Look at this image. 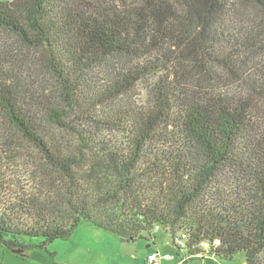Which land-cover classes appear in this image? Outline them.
I'll return each mask as SVG.
<instances>
[{
	"label": "trees",
	"instance_id": "trees-1",
	"mask_svg": "<svg viewBox=\"0 0 264 264\" xmlns=\"http://www.w3.org/2000/svg\"><path fill=\"white\" fill-rule=\"evenodd\" d=\"M0 31L6 250L86 220L264 264V0H0Z\"/></svg>",
	"mask_w": 264,
	"mask_h": 264
},
{
	"label": "rangeland",
	"instance_id": "rangeland-1",
	"mask_svg": "<svg viewBox=\"0 0 264 264\" xmlns=\"http://www.w3.org/2000/svg\"><path fill=\"white\" fill-rule=\"evenodd\" d=\"M250 14L253 15L254 12ZM0 45L13 51L20 50L17 40L1 31ZM33 67L38 76L50 78L38 62L35 52L31 68ZM50 80L49 84L54 85L52 79ZM136 98L138 101L144 100V93L139 92ZM0 122V132L4 134L6 122L1 117ZM152 234L154 242L149 240L148 236L121 242L115 234L95 227L89 221L81 220L68 238L56 239L47 243L45 248H33L24 257L6 250L0 244V264H152L146 261L151 252L170 256L169 260L158 263L180 264V259L187 253L177 250L167 229L160 227L153 230ZM40 240L41 238L31 239L32 243H38ZM185 264H245V258L243 253H237L229 259L206 255L203 258L188 259Z\"/></svg>",
	"mask_w": 264,
	"mask_h": 264
},
{
	"label": "built area",
	"instance_id": "built-area-1",
	"mask_svg": "<svg viewBox=\"0 0 264 264\" xmlns=\"http://www.w3.org/2000/svg\"><path fill=\"white\" fill-rule=\"evenodd\" d=\"M170 256L168 254H160L159 252H153L148 256L149 263L155 264L162 260H169ZM159 264V263H158Z\"/></svg>",
	"mask_w": 264,
	"mask_h": 264
},
{
	"label": "crops",
	"instance_id": "crops-1",
	"mask_svg": "<svg viewBox=\"0 0 264 264\" xmlns=\"http://www.w3.org/2000/svg\"><path fill=\"white\" fill-rule=\"evenodd\" d=\"M154 241H155V239L153 238V239H152V242H154ZM151 253H153V252H151ZM151 253H149L148 256H149ZM148 256H147V258H146V261H148ZM162 261H163V260H162ZM159 264H162V263H159Z\"/></svg>",
	"mask_w": 264,
	"mask_h": 264
}]
</instances>
